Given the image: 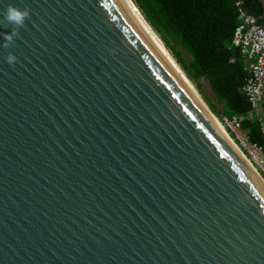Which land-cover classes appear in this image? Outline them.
<instances>
[{"label": "water", "instance_id": "water-1", "mask_svg": "<svg viewBox=\"0 0 264 264\" xmlns=\"http://www.w3.org/2000/svg\"><path fill=\"white\" fill-rule=\"evenodd\" d=\"M209 109L127 0H0V264H264V180Z\"/></svg>", "mask_w": 264, "mask_h": 264}, {"label": "trees", "instance_id": "trees-1", "mask_svg": "<svg viewBox=\"0 0 264 264\" xmlns=\"http://www.w3.org/2000/svg\"><path fill=\"white\" fill-rule=\"evenodd\" d=\"M218 118L245 117L250 142L264 144L260 124L249 118L243 91L249 78L233 46L240 10L262 24L258 0H132ZM240 4V6H238Z\"/></svg>", "mask_w": 264, "mask_h": 264}, {"label": "built area", "instance_id": "built-area-1", "mask_svg": "<svg viewBox=\"0 0 264 264\" xmlns=\"http://www.w3.org/2000/svg\"><path fill=\"white\" fill-rule=\"evenodd\" d=\"M233 46L240 51L245 69L249 73L243 88L250 106L249 118L260 124L261 132L264 134V27L257 17L240 10L239 25L234 32ZM218 119L246 160L264 180V144L250 142L249 137L242 130L245 117Z\"/></svg>", "mask_w": 264, "mask_h": 264}, {"label": "bare ground", "instance_id": "bare-ground-1", "mask_svg": "<svg viewBox=\"0 0 264 264\" xmlns=\"http://www.w3.org/2000/svg\"><path fill=\"white\" fill-rule=\"evenodd\" d=\"M127 2L129 3L131 9L134 11V13L137 15V17L140 19V21L143 23V25L146 27V29L148 30V32L151 34V36L153 37V39L156 41V43L158 44V46L160 47V49L163 51V53L165 54V56L167 57V59L170 61V63L172 64V66L175 68V70L177 71V73L179 74V76L182 78V80L184 81V83L187 85V87H189V89L194 94V96H196V98H198L202 102H204L202 100L201 96L199 95L197 89L195 88V86L190 82V80H188V78L186 77V75L182 71L181 67L177 64L178 62L177 63L175 62V60L173 59V57L170 55L169 51L165 48V46L163 45V43L160 41L159 37L153 32V30L150 28V26L146 23L145 19L141 15V13L136 9L135 5L134 4L132 5L131 2H130V0H127ZM212 119L214 120V122L216 123V125L219 127V129L224 133V135L226 137L229 136L228 133H227V131H226V128L220 123L218 117H217L218 120L216 118H214V117H212ZM232 140L233 139L231 138L230 141L233 144ZM244 160H245V158H244ZM246 163H248V162L246 161Z\"/></svg>", "mask_w": 264, "mask_h": 264}, {"label": "clouds", "instance_id": "clouds-1", "mask_svg": "<svg viewBox=\"0 0 264 264\" xmlns=\"http://www.w3.org/2000/svg\"><path fill=\"white\" fill-rule=\"evenodd\" d=\"M29 13L27 10H21L14 6H9L6 11L5 19L7 22L17 26H23ZM10 38V37H9Z\"/></svg>", "mask_w": 264, "mask_h": 264}, {"label": "rangeland", "instance_id": "rangeland-1", "mask_svg": "<svg viewBox=\"0 0 264 264\" xmlns=\"http://www.w3.org/2000/svg\"><path fill=\"white\" fill-rule=\"evenodd\" d=\"M194 85V84H193ZM195 86V85H194ZM196 88V87H195ZM198 91V90H197ZM199 93V92H198ZM199 95L201 96V94L199 93ZM264 176V175H263Z\"/></svg>", "mask_w": 264, "mask_h": 264}]
</instances>
